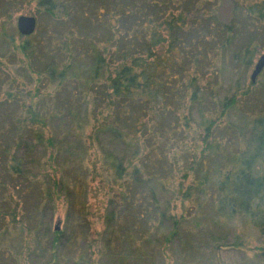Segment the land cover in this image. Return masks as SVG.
<instances>
[{"label":"rangeland","instance_id":"374dc122","mask_svg":"<svg viewBox=\"0 0 264 264\" xmlns=\"http://www.w3.org/2000/svg\"><path fill=\"white\" fill-rule=\"evenodd\" d=\"M53 1L56 6L48 13L37 5L38 0H0V127L13 133L14 139L8 141L7 135L0 138H4V147L10 143L9 155L22 169V175H0L9 195L7 202L0 200V204L16 206L17 218L14 225L5 218L8 225L0 234V264H264V237L242 215L221 218L222 222L216 224V217L201 209L195 192L188 198L183 195L191 177L183 178L186 170L181 162L188 154L180 148L189 149L199 136L196 108L187 114L192 118V129L188 131L180 119L183 115H173L177 106L173 101L169 104L170 113L154 116L155 120L151 115L145 116L149 120L147 127L138 132V143L133 145H124L111 133L94 137L92 128L102 114L97 110L104 112L106 108L103 100L87 97L85 103L78 102L83 113L73 121L68 108L74 104L75 85L82 89L75 79L87 74L82 66L87 61L82 54L87 46L83 36L88 28L85 20L96 1L91 0L90 5L89 0ZM172 1L179 3V9L187 8L191 15L196 4L201 3L205 10L212 6L220 22L235 18L236 0H205L204 4L203 0ZM65 10L72 12L70 17L64 14ZM19 15L35 18L31 34L17 32L15 21ZM238 23L242 38L251 26L259 27V48L248 69H226L220 78V96L236 78L242 85L248 84L255 63L264 54V21L253 25L242 17ZM73 31L74 36L69 37ZM188 38L195 41L193 33ZM65 45L68 51L62 55L60 49ZM73 46L78 48L72 61ZM53 56L57 64L54 74L65 63L73 66L60 83L54 75L51 79L38 73ZM205 67L199 66V72ZM262 70L255 79H261ZM263 104L264 90H259L228 117L240 124L244 115L252 114ZM176 121L180 130L177 135L169 130ZM161 151L167 154L165 167L159 164L163 163ZM105 154L121 159L123 165L143 162L147 167L153 165V159L161 158L160 162H153L156 180L149 184L159 207L180 221L169 241H165L171 228L168 221L158 224L154 218H131L126 206L128 197H121L131 189L126 187L130 178L113 181L112 171L102 159ZM126 169L129 173L130 167ZM39 188L43 195L38 198ZM133 188L141 192L138 187ZM129 193L132 191L123 195ZM136 196L134 205L138 203ZM112 211L113 218L105 217ZM53 230L60 231L55 242ZM79 256L83 261L78 260Z\"/></svg>","mask_w":264,"mask_h":264},{"label":"trees","instance_id":"16d2710c","mask_svg":"<svg viewBox=\"0 0 264 264\" xmlns=\"http://www.w3.org/2000/svg\"><path fill=\"white\" fill-rule=\"evenodd\" d=\"M94 1L96 3L90 7L91 15L85 20L88 28L83 36L87 46L82 54L87 61L82 66L87 74L75 79V84H81L82 89L78 90L75 85L74 104L68 108L73 121L83 113L81 106H77L78 102L85 103L87 97L103 100L106 108L104 112L97 110L102 114L92 128L94 137L100 133H111L124 145H133L138 143V132L147 127L149 120L145 116L151 115L155 120L154 116L167 111L170 113L169 104L173 101L177 104L173 115L177 118L178 113L183 115L180 119L182 117L183 128L188 131L192 129V118L187 114L196 108L199 136L189 149L180 148L188 154L181 162L186 170L183 178L191 177L184 197L188 198L195 192L200 198L201 209L216 217L214 223L220 224L222 219L242 215L264 237V104L252 114L244 115L245 120L240 124H234L228 117L254 93L264 90V69L260 80L250 77L248 84L242 85L236 78L230 87L224 89L222 96L219 94L222 87L220 78L227 68L239 72L253 63L259 48L256 41L259 27L251 26L242 38L238 20L244 17L253 25L255 21L256 24L263 22L264 0H236L235 18L227 23L217 19L212 6L205 10L201 3L196 4L198 7L193 8L191 15L189 10H185L187 8L179 9V3L172 0ZM37 5L48 13H52L56 6L53 0H38ZM64 14L70 17L72 12L65 10ZM192 33L195 41L188 38ZM70 36H74V31ZM24 48L22 44L20 49ZM73 48L72 61L78 47ZM60 51L62 55L67 54V46ZM54 57L38 73H45L51 79L54 75L60 83L65 72L73 66L65 63L54 74L57 65ZM199 66H206V69L200 73ZM213 81L216 83L212 84ZM183 105L184 108L181 107ZM170 125L169 130L173 134L180 131L178 121ZM0 135L10 136L8 141L14 139L13 133L7 132L6 128L0 127ZM3 139L0 138V175H22L19 162H13L9 155L10 143L4 147ZM162 155L163 163L159 164L165 167L167 160L164 156L167 154L164 152ZM102 159L111 169L113 181L130 178L126 187L131 189L124 193H132L127 196L122 193L121 197H128L130 203L126 206L130 209L126 210L131 218L141 220L139 218L146 217L147 221L154 218L158 224L168 221L171 228L165 241L175 236L180 221L159 207L149 184V181L156 180L152 174L153 162L158 163L161 158L153 159L151 167L143 165V162L140 165H123L121 159L107 154ZM129 167L128 173L126 168ZM132 186L141 192H136ZM41 188L38 189V198L43 195ZM6 189L4 182L0 181V200L4 202L9 198ZM50 194L46 193V196ZM135 194L138 195L137 205H134ZM106 215L113 218L115 213L112 211ZM5 218L11 225L16 223V206L0 204L1 235L8 225ZM59 234L60 231L53 230V242ZM80 256L78 260L81 261Z\"/></svg>","mask_w":264,"mask_h":264},{"label":"water","instance_id":"95a60500","mask_svg":"<svg viewBox=\"0 0 264 264\" xmlns=\"http://www.w3.org/2000/svg\"><path fill=\"white\" fill-rule=\"evenodd\" d=\"M15 27L19 34L29 35L35 28V18L31 15H19L15 21ZM264 66V54H261L251 73V79L254 80L257 74Z\"/></svg>","mask_w":264,"mask_h":264}]
</instances>
